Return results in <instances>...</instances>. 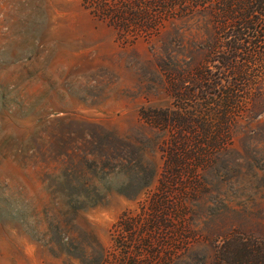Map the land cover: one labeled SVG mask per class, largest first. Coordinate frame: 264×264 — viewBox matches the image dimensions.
<instances>
[{
  "label": "rangeland",
  "instance_id": "1",
  "mask_svg": "<svg viewBox=\"0 0 264 264\" xmlns=\"http://www.w3.org/2000/svg\"><path fill=\"white\" fill-rule=\"evenodd\" d=\"M193 3L0 0V264H215L264 237V37L235 51Z\"/></svg>",
  "mask_w": 264,
  "mask_h": 264
},
{
  "label": "trees",
  "instance_id": "2",
  "mask_svg": "<svg viewBox=\"0 0 264 264\" xmlns=\"http://www.w3.org/2000/svg\"><path fill=\"white\" fill-rule=\"evenodd\" d=\"M181 5L194 2V6H206L208 3L216 4L218 16L223 20L224 26L232 27L233 50L242 49L253 56L260 54L261 46L258 44L264 37V0H172ZM257 37L260 40L254 43L245 37ZM245 43L250 49H244ZM242 47L240 48V46ZM248 50V51H247ZM236 100H232L235 105ZM133 223L127 224V229L132 232ZM135 235L132 234V241ZM122 245H125L122 242ZM135 260V259H134ZM136 264V263H134ZM215 264H264V237H254L245 234H235L227 238L218 250Z\"/></svg>",
  "mask_w": 264,
  "mask_h": 264
}]
</instances>
